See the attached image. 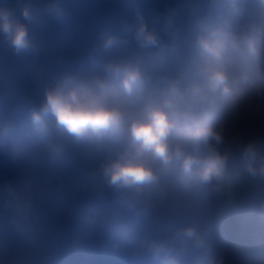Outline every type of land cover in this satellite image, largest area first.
<instances>
[{
    "label": "clouds",
    "instance_id": "9594fccd",
    "mask_svg": "<svg viewBox=\"0 0 264 264\" xmlns=\"http://www.w3.org/2000/svg\"><path fill=\"white\" fill-rule=\"evenodd\" d=\"M71 52V0L0 3V264H64L75 170L145 237L136 264H264V0H182ZM187 223L167 232L172 222Z\"/></svg>",
    "mask_w": 264,
    "mask_h": 264
},
{
    "label": "bare ground",
    "instance_id": "6f19581e",
    "mask_svg": "<svg viewBox=\"0 0 264 264\" xmlns=\"http://www.w3.org/2000/svg\"><path fill=\"white\" fill-rule=\"evenodd\" d=\"M75 1H79V0H75ZM159 2H160V9H161L162 13L165 14L164 16H166L167 13H168V9L165 7V5H176L177 3L182 2V0H159ZM0 3H7V4L11 5V4L15 3V0H0ZM125 3H126V0H125ZM137 3H139L141 5H145L144 0H137ZM127 7H135V6L133 4H130V5H127ZM87 32H81L79 34V36H72V35L66 36L61 41V44L59 45L58 49H64V50L73 49V45L75 43H78V42L82 43V44H89L90 37H89V33H87ZM8 159H9V156H6L3 153H1L0 162H1L2 165L0 166V169H1L0 176H2L4 174H7V173L17 172L19 170V168H16V169H14L12 171H7L5 168H7L6 162H7ZM80 179H81V175L80 174L75 176V180H80ZM82 190H83V188L81 186H79L77 188H72L71 191L74 192V193H78L80 195V194H82ZM73 194H69V195H73ZM85 194L89 195L88 192H86ZM69 195H67V196H69ZM77 200L79 201L81 199L77 198ZM85 215L88 216V214H85ZM94 216H96V215H94ZM95 222L96 221H92V222L89 223V225H92ZM106 225L109 226V227L111 226V225H108L107 222H106ZM53 229H54V231H56L58 233H61V234L65 233V232L71 230V222H70V220H68L65 217H60L54 222ZM83 235L84 236H88V232L85 231L83 233ZM105 250L106 249H104V252H106Z\"/></svg>",
    "mask_w": 264,
    "mask_h": 264
}]
</instances>
